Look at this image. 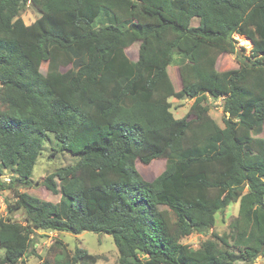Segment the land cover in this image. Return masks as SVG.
<instances>
[{"label": "trees", "instance_id": "16d2710c", "mask_svg": "<svg viewBox=\"0 0 264 264\" xmlns=\"http://www.w3.org/2000/svg\"><path fill=\"white\" fill-rule=\"evenodd\" d=\"M26 8L40 14L30 24ZM235 35L252 43L248 54ZM136 43L134 61L127 50ZM223 54L238 68L219 71ZM171 98L193 100V118H176ZM221 98L224 127L207 103ZM263 131L264 0H0V176H12L0 180L12 197L0 264H27L38 231L110 235L119 264L264 258ZM51 142L79 159L45 177L55 203L22 191ZM161 157L165 170L144 180L137 160ZM233 203L227 233L198 249L181 242L210 232ZM56 242L45 264L99 260Z\"/></svg>", "mask_w": 264, "mask_h": 264}, {"label": "rangeland", "instance_id": "374dc122", "mask_svg": "<svg viewBox=\"0 0 264 264\" xmlns=\"http://www.w3.org/2000/svg\"><path fill=\"white\" fill-rule=\"evenodd\" d=\"M23 19L27 24L32 23L36 18L40 16L39 12L32 8H26L22 13ZM234 38L238 41L237 46L244 49L246 54L249 53L252 48V43L243 36L235 35ZM139 51V43L134 44L127 50L130 58L137 60ZM238 63L235 56L230 54H223L219 57L217 62V69L219 71H226L238 68ZM47 63H43L41 66V71L46 72ZM169 74L171 80L176 88V91L181 89V81L179 77V68L177 65H172L169 67ZM172 103V112L176 118H182L187 116L193 118V115H189L190 107L193 104V100L184 99L177 100L175 98L170 99ZM208 106L210 108V115L217 121V123L224 127L223 118L224 114V101L223 99L212 100L208 99ZM264 137V131L259 135ZM60 146L56 142L45 143L44 149L40 154L37 163L33 171V186L30 189H22V191L27 192L39 199L47 200L50 202H57L59 200V195L53 194L48 191L43 186V181L45 177L55 172L57 169L62 167H67L70 165H75L78 162L77 156H72L68 152H58ZM136 164H138L137 170L139 171L142 178L146 181H152L157 178L166 167V158L161 157L154 159L149 164L142 163L139 159ZM78 176L85 178L83 172H79ZM10 174H5L0 176V180L9 183L11 180ZM7 200H12L11 193L9 190H0V218L6 216V202ZM238 203L231 204L222 212H218L216 216L215 227L206 234L194 233L189 237L182 239V243L193 249H198L207 240L213 239L216 234L218 236L223 235L229 231V226L232 220L237 216ZM18 221L22 220L20 214L15 216ZM56 239L62 240L67 246L68 251L73 253L75 248L81 247L86 249L90 254L98 256L99 260L97 264H119V253L117 247L114 243L112 236L107 234H97L94 232H83L81 234L75 235L70 232H60L58 236L51 234V232L38 231L34 236L35 245L32 250L35 251L34 255H28L25 260L27 264H45L46 261L53 263V259L57 253L55 247H57ZM220 247H224L221 242L217 241ZM224 250V249H222ZM3 255L2 250H0V256ZM242 264V263H238ZM252 264H264V258L260 257L255 260Z\"/></svg>", "mask_w": 264, "mask_h": 264}, {"label": "crops", "instance_id": "0c3cea01", "mask_svg": "<svg viewBox=\"0 0 264 264\" xmlns=\"http://www.w3.org/2000/svg\"><path fill=\"white\" fill-rule=\"evenodd\" d=\"M132 59V58H131ZM132 60H134V59H132ZM135 61V60H134ZM51 234H54L55 236H58V234H60V233H58V232H51Z\"/></svg>", "mask_w": 264, "mask_h": 264}]
</instances>
